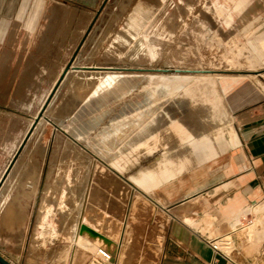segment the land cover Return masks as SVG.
<instances>
[{
	"label": "crops",
	"instance_id": "crops-1",
	"mask_svg": "<svg viewBox=\"0 0 264 264\" xmlns=\"http://www.w3.org/2000/svg\"><path fill=\"white\" fill-rule=\"evenodd\" d=\"M61 1L73 5L70 7L72 9L67 8L65 4H56L50 8L52 14L63 21V29L71 26L78 9L80 10L79 21L84 22L86 20L83 18L84 12L89 13L90 9L100 2V0ZM196 1L176 0L173 7L174 9H187L190 5L195 6ZM206 1L207 6L203 5V8L207 9L206 12H213L214 25L217 22L228 24L232 18L231 9L235 8L248 11L243 13L246 19L257 17L260 13L262 16L255 24L245 23L246 35L243 43H239L237 35L224 38L223 31L214 30L208 34L206 53L214 64L211 68H203L202 61L198 58V67L186 68L187 70L185 68L176 69V71L183 70L186 71L185 74L191 75L194 73L213 74L216 90L214 93L209 90L205 99L196 101L184 96H190L195 90H202L200 88H203L204 83L186 93H183L187 90L185 87L184 90L178 91L177 89L169 94H174V96L168 105L172 104L176 108L166 111L165 106L161 109L160 114L165 119V125L162 123L159 129L156 122L153 124L150 129V147L144 151H138L136 163L123 172L127 171L125 175H128V182L130 181L129 184L134 186L136 191L155 203L168 216L167 222L163 223L166 227L163 224L161 226L166 236L163 241L160 264H264V0H232L230 4V0ZM29 8L33 11L31 16L14 18L17 21L24 19V25L28 31L34 28L40 14L39 10L44 8V3L32 2ZM73 9L76 10L74 18L66 17L65 19V14ZM195 9H198L197 6ZM151 11V5L139 2L133 11L125 15L123 20H126L128 29L122 32L133 35L140 32L145 25H151L153 23ZM134 21L136 23L139 21L141 25L139 30L132 28ZM236 27L235 30H237ZM144 39V42L151 41V39ZM97 40L95 38L91 49L89 48L83 55L85 59L89 55L92 59H103L108 53L107 50V53H102L103 50L99 49L101 45L96 44ZM160 40L163 41L162 36ZM76 46L77 42L74 49ZM149 51L152 54L151 50ZM216 58L219 60L217 61ZM232 58L235 59L234 64L239 58L236 66L228 65L229 67L235 66L234 68L222 67L221 63L227 66L226 63L229 64V59ZM75 66L73 64L67 72V66L62 70L63 72L60 71L58 78L54 79L52 86L45 93L46 95L51 92L45 103L47 104L59 80L66 72L64 80L53 95L54 102L51 105L53 113L56 112L58 115L56 113L52 115V110H50L49 117H44V123L47 122V118L51 119L50 121L56 124V133H66L70 138L72 137L70 131L75 125L77 126L78 123L82 125L83 117L87 114V106L95 99L101 101L102 94L115 87L113 82L106 86L103 85L99 81L101 77L97 75L95 76L97 80L94 81L97 84L94 83L88 89L87 84L80 79L81 74L87 73L93 76V69V72L117 70L115 65L109 68L90 66L86 68L92 69L81 70L80 68H85L82 67L83 65L73 68ZM128 70L135 71L134 69ZM156 70L164 71L165 69ZM79 90L84 94H79ZM67 103L68 107L65 105ZM118 104L119 100L114 98L105 102L106 107H115ZM184 105H190L193 108L189 111L190 114L182 111ZM194 107H202V110L199 109L197 112L200 117L191 116ZM38 108L29 117L39 110ZM217 112L219 116L216 115ZM204 113L209 116L205 117ZM54 115L56 119L52 118ZM183 115L191 117L183 118L185 117ZM118 122L119 117L116 115L106 124V127L114 126ZM44 123L39 129L40 139L43 137ZM194 123L198 127L190 125ZM104 128L105 124L99 125L93 131L98 134ZM41 145L44 154L45 145ZM29 151L31 154L34 152L33 144L26 153ZM31 154L26 161L22 158L21 164L27 169L25 175L20 176L21 172L16 169L15 176H12L6 185L8 194H6L4 204L9 205V208L1 219V243L8 246L14 239L13 247L18 250H21L24 241H27L30 250L29 234L31 235L33 231L38 213L43 211L42 216L47 217L48 220L54 214V209L50 206L47 210L39 208L43 186L47 180L52 183V179L49 180L47 171L45 183L42 188H38L40 173L36 169L37 162L33 160ZM24 184L31 188V193L37 192L40 196L39 206L31 221L28 220L30 215L25 211L24 205L19 201V194H26L23 190ZM27 227H29L28 230ZM39 229L40 227L36 228V231ZM2 235H4L3 239ZM218 240L222 250L220 247L219 249L212 247V243L216 244ZM52 247H56L53 242L45 250ZM43 254L42 252L41 255ZM45 258L50 260L49 264H55L54 256L50 259ZM32 261L33 264H37L36 259Z\"/></svg>",
	"mask_w": 264,
	"mask_h": 264
},
{
	"label": "rangeland",
	"instance_id": "rangeland-1",
	"mask_svg": "<svg viewBox=\"0 0 264 264\" xmlns=\"http://www.w3.org/2000/svg\"><path fill=\"white\" fill-rule=\"evenodd\" d=\"M174 1L176 0H100L97 5L90 9L88 15L83 14L84 19H86L84 22L79 21L80 10L78 9L76 16L75 14H73L75 18L71 26L65 27V29H63V21L54 16L50 8L54 7L56 4H65L67 8L73 7V5L67 2L61 0H0V177L6 170L7 172L5 176L8 175L28 139L27 137L19 150L16 149L18 142L22 138L28 126L26 117H29L38 108L41 99L52 86L54 79L59 76V73L62 69L67 66V72L73 64L79 66L82 64H86L87 62H96L97 60L92 59V57L89 60L85 59L83 56L86 51L92 46L95 38L98 39V44H101V48L104 51H102V53L105 54L107 53V51L109 53L106 54V56L104 57L105 59L103 58L99 60L106 61L109 65H118L121 63V61L117 60L116 57L121 56L123 52L116 47V44H122L128 50V46L132 41L128 39V41L125 42L118 34L123 30L128 29L126 20L123 19L125 18V15L133 11V8L139 2L152 6L150 15L153 23L151 25H145L140 30V35L143 39H151V41L148 40L144 43L147 50H151L152 52L151 59L153 63L149 66L150 69H136L134 72L137 71L142 75L157 73L158 77H162L161 80L163 87L165 89L171 90L169 94L173 93L177 89L178 91L184 90L185 87L187 88V90L183 93H186L200 84H205L208 80L207 77L198 78L197 76L191 74H185L186 71L183 70L176 71L174 62L177 61V63L180 64L178 65L179 69H182L183 67L187 68L186 66H183L181 64L190 63L192 64V68L198 67V58H200V54L203 53L207 55L206 52L208 48L206 39L209 33L214 32V30L218 32L223 31L222 34L224 38H230L234 35H237L239 43H243L244 36L246 35L245 23L255 24L258 20L261 19L262 16V14L260 13L257 17L255 16L246 19L243 13L248 11L235 8L231 9L232 18L229 20L230 22L228 24L225 22H217L214 25V21L212 18L213 16L207 19L204 18L206 17L204 12L207 10L205 7L200 11L203 16L201 15V13L199 14L198 9H196L193 10V13L190 11V16L188 17L182 14V12H184V9H174ZM200 1L203 5L207 6L206 0ZM32 2L44 3V8L39 10L40 14L37 17L34 28L28 31L25 28L24 19L17 21L14 18H26L31 16L33 11L29 8V6ZM231 2L233 1L230 0L229 4ZM211 13L213 12L211 11ZM138 22L136 23L134 21L135 24L132 25V28L139 30V28H141V25H139ZM186 22H190L192 25H194L192 30L187 27ZM235 26H237V30H235ZM163 34L167 35L163 36ZM161 36L163 41L160 40ZM76 42L77 46L74 49V45ZM155 44H157L158 46L157 51L154 50ZM114 49L118 52H116ZM162 51L163 53H161ZM158 55L161 56L162 63H154V60H156ZM164 57H166V60ZM216 60L219 59L216 58ZM229 61V64L226 63L227 66L230 64L233 65L235 63L233 58L229 59ZM221 65L224 68H232L229 66H225L223 63H221ZM157 68H164L165 70L158 71L156 70ZM66 72L54 89L40 117L48 106V103L56 92L58 86L64 79ZM158 72H162V74H159ZM230 73H232V71H230ZM80 78L85 83H87L88 81H92L93 79L97 80L95 77L89 76L88 74H81ZM185 79H190V81L174 86L175 88L172 87V83H174L175 81H183ZM111 82L114 83V80L110 79L102 82V84L106 86ZM142 84L147 85L144 80H142ZM146 88L143 87V90H145ZM110 91L111 89L105 91L104 94L109 93ZM113 91L121 96L124 95L123 89L112 90V92ZM47 94L44 96V98L47 96ZM79 94H84V92L82 93V91L79 90ZM169 94L162 98L149 101L142 107L132 109L127 113L124 111L110 112L109 115H105L102 123H100L99 125L105 124L104 130L107 129L106 124L109 123L116 115H118L119 117L118 123L123 122L124 119L127 120L130 118H137L138 121L134 125L133 132H131L132 135L129 136V139L131 140L136 137L138 138L140 137V135H144L145 131L149 130L153 126L157 116H161L160 111L162 108L166 106V111L169 109L171 110L172 108H176L172 104L168 105L172 101L170 99H172V97L174 96V94ZM136 95H133V100L135 99V101L141 102L142 98L138 94ZM126 99L127 95H124L119 102L123 103L122 101ZM105 108L107 107L105 106ZM191 109L193 108L190 105H184L182 111H185V113L188 114ZM199 109L202 110V107H194V110L191 111V116L200 117V114H197ZM92 115L93 114L87 113L83 117L82 125H79V123V126L75 125L76 128H73L70 131L72 134L71 138L66 133H61L62 135L60 134V137L55 138L56 126L47 118L43 137H41V139L39 140V142L41 141V143H39L40 145H45L44 154H41L40 152H33L31 156L33 157V160L37 162L36 169L40 173V184L38 188H42L43 184L46 181L49 163L51 164L53 161V164H57L54 160H57V162L60 161L59 166L61 170L59 169L58 174L51 178L52 183H56H53V187H51L52 189L56 188L54 189V193H57L55 194L57 198L55 200L51 199V202L48 199L43 198L45 193L43 192L46 186L45 184L42 190L41 204L40 196L38 195V193H31V188L27 184H24L23 190L26 194H19V201L24 205L27 214L30 215V218L28 220L31 221L33 219V216L35 215V212L40 203V208L42 210H47L46 208L50 206V208L54 209L55 214H53V216H51L49 220L47 219V217L42 216V223L45 224V226H48L49 224L57 226L60 219L58 217V213L59 215H61L58 209H65L67 208V206L70 207V199L78 200L77 194L70 196L68 188L70 186H78L81 177H84L87 166H89L88 168L91 172L92 166L95 162H102V159L99 156L92 153L93 148H91V139L95 135H97L95 134V131H93V129L99 126L96 125L94 127H89V121L90 117H93ZM206 115L208 114H205V117H207ZM216 115H218V112ZM189 116L190 115H186L183 118H187ZM40 117L37 119V122L39 121ZM161 117L162 123L163 125H165V119L163 116ZM77 128L79 130H77ZM86 139H88L89 146L85 142ZM58 148H60V150ZM15 154L16 156L12 161V156ZM29 156V153H25L23 156V160L26 161ZM84 158L86 162L88 161L87 163L85 162ZM62 161L64 164L62 163ZM97 171L100 170L98 169L96 170V173H93L92 179L94 180H91V189L89 190L90 193L88 200H93L90 201L89 209L84 215L87 218L98 220L99 223H96L94 227H82L81 233L87 239L93 238V232L91 231L92 229L96 231H98V229L102 230V234L101 232H97L101 235L102 238H104V236H110L111 229L115 228L116 230H118L117 226L114 225V222L118 219V215H124L126 212V208H124L123 203V197L125 195L123 187H125L126 185L122 183L120 178L117 177H114L111 180L105 179L106 175H103L104 173H102L101 171ZM126 172L119 174V176H125ZM100 174H102L103 176H101ZM4 179H6V177H4ZM4 179L2 183L4 182ZM89 179L90 176L86 183L87 185L85 184L86 188L88 186ZM131 187L130 190L132 192H135V187ZM126 201L128 202V199H126ZM133 212H135L134 209ZM42 213L44 212L42 211ZM149 213L150 212L148 208L144 207L143 203L140 204L132 219V223L127 225L126 227V229L129 230H127V236H134V238L132 239V242L134 243L132 244L136 245L137 247L141 246V248L145 249L147 253H145V251L143 250V253L141 252L140 254L135 255L136 257H134L133 259L131 258L129 253H126L124 259H122L120 263L117 262V264H143L144 262H142L143 260L141 259V254H146L149 258H147L145 264H152L153 261L151 259V256L154 254L153 247L154 244H157L159 230L158 227L155 226L152 214ZM77 214H81V212H78ZM77 214L75 211L67 213L68 216L66 217L65 224L61 226V233L59 232V238H57V240L53 242L55 243L56 247H52L51 250L54 253L53 256H55V259V253L63 251V256L61 255L59 261L55 260V264H70L72 255L78 249L77 245L73 244V242L68 239L70 238L69 235H71L70 232L72 230V228H69V224L73 219H75V217L78 218ZM100 222H102L103 224H101ZM105 223L107 225H105ZM37 226V219H35L33 232L35 231ZM28 229L29 227H27V230ZM36 232L38 233V235L42 234V228H40L39 231ZM3 236L4 235H2V239L4 238ZM31 240L32 239L30 236V243L32 242ZM13 244H15L14 239H12V242H10V245L8 246L1 243L0 241V264H28L27 259H36L37 264L50 263V260L43 258L44 256L41 255L42 252L44 253L45 248H47V246H51L52 244V242L49 241L48 235L45 236L44 246L39 248L36 247L32 250V252L31 248L30 250L28 249L27 241H24L21 250L14 249ZM50 252L51 251H49V253ZM152 258H155V256H153ZM154 263L160 264V262H157V260H154ZM112 264H115V262Z\"/></svg>",
	"mask_w": 264,
	"mask_h": 264
},
{
	"label": "bare ground",
	"instance_id": "bare-ground-1",
	"mask_svg": "<svg viewBox=\"0 0 264 264\" xmlns=\"http://www.w3.org/2000/svg\"><path fill=\"white\" fill-rule=\"evenodd\" d=\"M184 1H186V0H184ZM196 2L197 3H195L194 5L197 6L198 12L200 14L201 13L200 11L204 9L203 8V4L201 3L200 0H197ZM195 6L190 5L189 8H187V9L185 8L184 12H182V14H184L185 16L189 17L190 16V11L193 13V10H196ZM70 9H72V8H70ZM75 12H76V10L73 9L70 13L65 14V19H66V17L72 18L73 14H75ZM88 14H89L88 12H84V15H88ZM204 14L206 15V17H204V18H206V19L212 17V13H210V12H206L205 11ZM201 15L203 16L202 13H201ZM73 18H74V16H73ZM186 23H187V27L192 30L194 25H192L190 22H186ZM64 32H65V30H64ZM190 32H193V31H190ZM118 35L120 37H122V39L125 42L128 41V39H130L132 42L128 46L129 47L128 50L122 44H118V43L116 44L115 43L116 47L120 51L123 52V54L121 56L116 57L117 60L121 61L120 64L115 65L117 70H109L108 69V70H102V71L100 70V71L93 72L94 71V69H93V71H92V73H93L92 75L93 76L92 77H95V76L99 75V78L101 77L100 80H99L100 83L105 82V81L110 80V79H113L114 80V84H115V87H114L113 90L123 89L124 90V95H127V99L123 100L122 101L123 103L119 102V105H117L115 107H107V108H105V102L104 101L111 100L112 98L118 99L120 101L122 96H124V95L121 96V95L115 93L114 91L112 92V89H111V91L109 93H106V94L103 93L101 98H100L101 101L95 99L94 102L90 103L87 106V109H86L87 113L88 114L89 113L90 114L94 113V115H92L93 117L92 118L90 117L89 127H94V126L99 125L100 123H102L105 115L106 116L109 115L110 112L124 111V112L127 113L130 110H132V109H136L138 107H142L143 105H145L149 101H153L155 99L162 98V97L168 95L171 92V90L165 89L163 87L162 80H161L162 77H158L157 73H150V74L142 75L141 73H138L137 71L134 72V71L128 70V69H134V70H136V69H148L149 66L153 63L152 59H151V53H150L149 50H147L146 45L144 43L145 39L143 40V38L140 35V32L138 31L137 33H134L133 35H128L125 32H121ZM105 36H106V34H105ZM98 42L96 44H98ZM166 48H167V45H166ZM99 49L101 50L102 48H99ZM154 50L155 51L158 50L157 44H155ZM115 51L118 52L117 50H115ZM161 53H163V51ZM93 54H95V53H93ZM112 54H114V53H112ZM90 58H91V56L89 55V57L87 59L90 60ZM164 58L166 60V57H164ZM238 59L239 58L236 59V64L238 63ZM161 60H162L161 56L158 55L156 60H154L155 61L154 63H160ZM200 60L202 61V65L204 66L203 68H205V69L207 67L211 68L214 65L211 62L210 58L207 57V55H205L203 53L200 54ZM236 64H235V66H236ZM82 65L81 66L85 67V68L86 67H90V66L107 67V68L111 67V65H109L106 61H102V60H97L96 62H94V61L93 62H87L86 64H82ZM178 65H180V64H178L177 61L174 62L175 69H179ZM181 65L192 69V67H191L192 64L191 63L190 64H181ZM235 66H232V67L234 68ZM216 68H218V66ZM157 69H159V68H157ZM183 69H184V67H183ZM196 70H198V69H196ZM84 71H86V70H84ZM158 73L162 74V72H158ZM194 76H197L198 78L207 77L208 80L204 84L203 88H200L202 90H195L196 92L195 91L192 92L190 96L188 95V96H184V97H189L190 99H194L196 101V100L205 99L209 90H211L210 92L214 93L216 88H215V81L213 79V74L211 75V74H207V73L206 74L194 73ZM71 78H73V76ZM66 79H68V77ZM76 80L78 82H80L79 79H76ZM93 80H95V79H93ZM93 80L92 81H88L86 83L87 84L86 86L88 87V89L90 87H92L94 83H96ZM142 80H144L145 83H147V85H143L142 84ZM56 81H57V79H56ZM188 81H190V79H185L183 81H181V80L175 81L174 83H172V87L180 85V84H183V83H186ZM59 82H60V80H59ZM83 84L85 85V83H83ZM84 85H83V87H84ZM62 86L64 87V84ZM143 87H145V88L147 87V88L145 90H143ZM60 88H62V87H60ZM93 89H95V88H93ZM69 91H70V89H69ZM49 93H51V92H49ZM49 93L47 94V96L42 101V104H41L39 110L36 113H34L31 117H26V119H27L26 121L28 122V126H27V129L25 130V132H24V134H23V136H22V138H21V140H20V142L18 144L19 146H18L17 149L19 150L22 147V145L25 142V140L27 139V137H28V139H27L26 143L24 144L19 156L17 157V159H16L15 163L13 164V166H12L10 172L8 173V175L5 176V174L7 172V170H6L4 172V174L2 175L3 177L1 176L2 179L0 178L1 179L0 180V185H1L4 177H6V179H4V182L0 186V228H1V219L5 216L6 210L9 208V205L6 206L4 204V200H5L6 194H8V191H6V185H7L8 181H9V179L12 176H15L16 169H19V171L18 170L17 171L21 172V174L19 173L20 176L22 174L25 175V173L27 172V169L24 168V166L21 163H22V158H23L24 154L30 149V145L31 144H33V151L34 152H40L42 154V147L39 144L40 143L39 142V140H40V133H39L40 131H39V129L41 128V126H43V123L45 121L44 117H49L48 115H50V110H52L51 111L52 115L54 113H56V112L53 113V109H51L52 108L51 105L54 102V97H53V99L48 103V106L44 110L42 116L40 117L43 109L46 106L45 103H46V101L48 99ZM136 94H138L142 98L141 102H137V101H135V99L133 100L132 97H133V95H136ZM54 95H55V93H54ZM60 95H62V94H60ZM60 95H59V97H60ZM73 95H72V97H73ZM85 99H87V98H85ZM76 100L78 101V99H76ZM63 102H62V105H63ZM73 104H74V102H73ZM65 105L67 106L69 104L67 103ZM61 108H63V107H61ZM64 109H67V108H64ZM155 109H157V108H155ZM56 110H57V108H56ZM58 110H59V106H58ZM82 112H84V111H82ZM158 112H159V110H158ZM158 112H155V113H158ZM55 115L53 117L52 116H50V117H52L53 119H56L57 117H55ZM39 117H40V119L37 122V119ZM161 119H162L161 116H159V117L157 116V118L155 120V122L158 125L159 129H160L161 125H162V120ZM137 121H138L137 118H130V119H127V120L124 119L123 122L114 124V126H111L110 128L105 129L104 131H102L99 134L95 135L91 139V144H92L91 148H93L92 149V153H94L95 155L99 156L102 159V162H100V161L95 162L93 164V166H92V171L91 172H90V170L88 168L89 166H87L86 170H85L84 177L83 178L81 177V180H80L78 186H76V187L75 186L74 187L70 186L68 188V192H69L70 196L77 194L78 195V200L70 199V201H69L70 202V207L67 206V208H65L66 210L63 209V208H59L58 209L61 215H59V213H58V217L60 219H59V223H58L57 226L52 225V224L51 225L49 224L48 226H45V224L42 223V219H41L42 214H43L42 211H40L38 213V216H36L37 225L38 226L36 228H38V227L42 228V234L38 235V233L36 232V229H35L34 232L32 231L31 235L29 234V236H31V239H32L31 240L32 242L31 243L29 242L31 244V247H30L31 248V252L36 247L39 248V247L44 246V239H45L46 235L49 236V241L50 242L56 241L57 238H59V234L61 233L60 232L61 231V226H63L65 224L66 217L68 216L67 213L73 212V211H75L76 214L78 212H81V214H77L78 218L75 217V219H73L70 222V224H69V228H72V230L70 232L71 235H69L70 238H68V239L71 242H73V244H76L77 247H78L77 251L73 255V259H72L71 264H103V263L112 264L114 262H115V264H117V262L120 263L122 261V259H124L126 253H129L132 259L134 257H136L135 255L140 254L141 252L143 253V250L145 251V249L141 248V246L137 247L136 245L132 244V243H134V242H132V239L134 238V236H127V234H128L127 230L128 229H126L127 225L132 223V219H133V217L135 215V212L138 209L139 205L142 204V203H143L144 207L148 208V210L150 212L149 214H152L153 221L155 223V226L158 227V230L159 231L163 230L161 228V226L167 220V217H168L167 214H165L159 207H157L155 205V203L149 201L146 198V196H144L140 192H138L136 190H135V192H132L130 190V187H131V185L129 184L130 181L128 182V175H125L123 177L119 176V174L123 173L124 170L128 169L129 167H131L133 164L136 163V153L138 151H141V150L144 151L145 149H148L150 147V142H151V139H150L151 138L150 137L151 136V133H150L151 130L150 129H152V128H150L149 130H146L144 135H140V137H138V138L136 137V138H133L131 140L129 139V136L132 135L131 132H133V127L137 123ZM69 123H70V121H69ZM220 123H222V122H220ZM62 125H65V124H62ZM192 125L197 126L195 123L192 124ZM42 128H44V127H42ZM75 128H76V126L74 127V129ZM78 128H77V130H79ZM59 135H60V133H56L55 138L56 137H60ZM59 139H61V138H59ZM85 142L89 146L88 139H86ZM58 149L60 150V148H58ZM73 149H75V148H73ZM73 151H75V150H73ZM75 152H77V151H75ZM29 153H30V151H29ZM55 155H57V154H55ZM15 156H16V154L13 155L12 161L15 158ZM84 160H85V158H84ZM54 161H56L57 164H53V161H52L51 164L49 163V169H48V178H49V180L51 178H53L56 174H58L59 169H60V166H59L60 161H58V162H57V160H54ZM85 162H86V160H85ZM62 163H63V161H62ZM63 167H65V166H63ZM98 169L102 173H104L103 175H106L105 176L106 178L105 177H103V178L111 180L112 178L117 177V178H120L122 183H124L126 185L125 187H123L124 191H125V195L123 197V199H124L123 203H124V208H126V212H125L124 215H122V214L118 215V219L114 222V225L117 226L118 230H116L115 228L111 229V235L110 236H104V238H102L101 235L97 233V232H99V233L101 232V234H102L103 233L102 230L98 229V231H96V230L92 229L91 231L93 232V238H90V239L88 238L87 239L81 233L82 227L83 226L84 227H88V226L89 227H94L96 223H99L98 220H93L91 218H87L84 215L86 213V211H88V209H89L90 201L93 200V199H89L88 200L89 193H90L89 190L91 189V187H90L91 186V180H94V179H92L93 178V173H96V170H98ZM100 171H97V172H100ZM100 175L103 176L102 174H100ZM89 176H90V179H89V183L90 184L88 183V186L86 188V185H87L86 183L88 181ZM53 183H55V182H53ZM53 183H51V182H49L47 180L45 189L43 191V192H45L43 198L50 199V200L51 199L55 200L57 198L56 195H55L57 193H54V189H56V188L52 189V187H53L52 184ZM69 183H70V180H69ZM55 186H57V185H55ZM126 199H128V202L126 201ZM64 201H63V203H64ZM45 202H47V201H45ZM45 202H43V203H45ZM48 205H50V204H48ZM46 209H48V208H46ZM133 209L135 210V212H133ZM120 218H121V220H120ZM100 223L103 224L102 222H100ZM105 225H107V224L105 223ZM108 225H110V224H108ZM164 226L166 227V225H164ZM16 234H18V233H16ZM165 236H166V233L164 232V230H163V232L162 231L158 232L157 244H154V247H153L154 254L152 256L150 255L151 259L153 261L152 264H155L154 260H157V262L158 261L160 262V257H161L162 248H163V241L165 240ZM212 247H215L217 249H219L218 247H220L222 249L220 241L218 243H216V244L212 243ZM51 249L52 248L44 251V254H43L44 257L43 258L47 257V258L50 259V258L53 257L54 253L52 252ZM130 249H132V250H130ZM137 249H139V250H137ZM49 251H51V252L49 253ZM145 253H147V252L145 251ZM55 254H56V259H54V260L59 261V259L61 258V255L63 254V251L62 252L59 251V252H57ZM153 256H155V258H152ZM147 258L148 257H147L146 254H143V255L141 254V259L143 260L142 262H144L143 264H145V261L147 260ZM52 261H53V259H52ZM27 262L29 264H33V261L31 259H28Z\"/></svg>",
	"mask_w": 264,
	"mask_h": 264
}]
</instances>
